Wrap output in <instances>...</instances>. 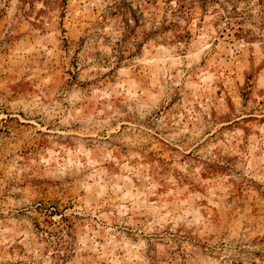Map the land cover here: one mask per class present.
<instances>
[{
    "label": "rangeland",
    "instance_id": "rangeland-1",
    "mask_svg": "<svg viewBox=\"0 0 264 264\" xmlns=\"http://www.w3.org/2000/svg\"><path fill=\"white\" fill-rule=\"evenodd\" d=\"M0 264H264V0H0Z\"/></svg>",
    "mask_w": 264,
    "mask_h": 264
}]
</instances>
